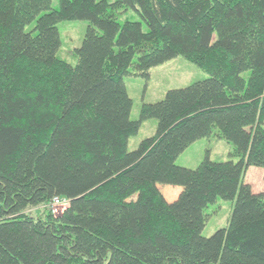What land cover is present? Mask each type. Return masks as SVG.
<instances>
[{
  "label": "trees",
  "instance_id": "1",
  "mask_svg": "<svg viewBox=\"0 0 264 264\" xmlns=\"http://www.w3.org/2000/svg\"><path fill=\"white\" fill-rule=\"evenodd\" d=\"M130 11L140 21L120 23ZM74 21L87 27L71 65L57 26ZM179 56L208 78L132 121L123 78ZM151 119L155 135L129 151ZM211 137L230 160L175 164ZM253 167L264 171V0H0V264H264ZM159 185L185 193L168 202ZM54 197L69 202L59 215ZM219 199L227 226L203 237Z\"/></svg>",
  "mask_w": 264,
  "mask_h": 264
},
{
  "label": "rangeland",
  "instance_id": "2",
  "mask_svg": "<svg viewBox=\"0 0 264 264\" xmlns=\"http://www.w3.org/2000/svg\"><path fill=\"white\" fill-rule=\"evenodd\" d=\"M58 1L51 0L52 9L58 8ZM107 1L113 2L115 0ZM125 20L138 22L140 18L130 11L119 18L120 23H123ZM57 27L61 40V47L57 55L71 65H75L77 63L75 49L81 45L87 24L80 21L63 22ZM143 28H146L144 24ZM207 78L208 75L205 72L181 56L152 68L149 71V77L147 79L135 76L124 77L123 82L127 94L132 100L130 119L132 121L138 119V113L143 104L160 102L168 91L185 88ZM156 125V121L153 119L142 122L137 134L128 140L127 149L133 151L141 141L153 137L156 133ZM231 151L232 147L223 140H218L214 137L201 139L190 145L177 158L175 164L178 167L194 170L204 160L206 155L213 162H225L230 160L229 154ZM250 169L247 171L246 179L249 181L252 180L254 187L257 188L256 190L264 189L263 175L261 176L259 171H256V175L254 174L252 176L249 174ZM255 169L261 170L259 168ZM262 172L264 171L262 170ZM158 188L168 202L175 201L180 194L185 193L179 187L159 185ZM231 212L232 203L220 199L216 203L208 206L206 214L210 215V218L202 231L203 237H210L217 230L225 228Z\"/></svg>",
  "mask_w": 264,
  "mask_h": 264
},
{
  "label": "built area",
  "instance_id": "3",
  "mask_svg": "<svg viewBox=\"0 0 264 264\" xmlns=\"http://www.w3.org/2000/svg\"><path fill=\"white\" fill-rule=\"evenodd\" d=\"M68 205V200L60 197H54L48 204L47 208L52 214L59 215L68 207Z\"/></svg>",
  "mask_w": 264,
  "mask_h": 264
},
{
  "label": "crops",
  "instance_id": "4",
  "mask_svg": "<svg viewBox=\"0 0 264 264\" xmlns=\"http://www.w3.org/2000/svg\"><path fill=\"white\" fill-rule=\"evenodd\" d=\"M256 171H259L260 175L264 178V172H262V170H258V169H255V168H251L250 171H249V174L254 176L255 172ZM263 173V174H262ZM256 175V174H255ZM252 179V178H251ZM254 179V178H253ZM251 183V182H250Z\"/></svg>",
  "mask_w": 264,
  "mask_h": 264
}]
</instances>
